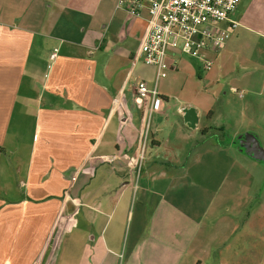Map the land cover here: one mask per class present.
Masks as SVG:
<instances>
[{
    "label": "crops",
    "instance_id": "obj_1",
    "mask_svg": "<svg viewBox=\"0 0 264 264\" xmlns=\"http://www.w3.org/2000/svg\"><path fill=\"white\" fill-rule=\"evenodd\" d=\"M100 2L50 0L47 9L59 10L62 27L55 20L49 32L42 30L46 34L21 27L20 17L5 22L0 12V264H35L43 246L38 233L50 230L58 199L74 192L83 225L94 234L92 240L85 234L82 241L67 240L61 264H115L122 258L125 264H264V189L254 185L231 143L206 140L214 105L226 90L243 94L239 116L264 118V0H241L232 17L239 26L215 28L230 38L222 47L201 49L213 62L210 70L169 49L168 83L136 58L147 13L132 17L115 10L99 32ZM177 79L194 96L180 101L183 125L163 137ZM140 82L156 88L163 103L153 115L138 175L146 108V98L136 93ZM225 106L234 113L230 100ZM188 107L197 111L195 129L184 121ZM72 165L81 175L69 190L63 177ZM14 176L20 193L7 187Z\"/></svg>",
    "mask_w": 264,
    "mask_h": 264
},
{
    "label": "rangeland",
    "instance_id": "obj_2",
    "mask_svg": "<svg viewBox=\"0 0 264 264\" xmlns=\"http://www.w3.org/2000/svg\"><path fill=\"white\" fill-rule=\"evenodd\" d=\"M49 1L50 0H0L1 18H5V22H12L14 17H20L21 19L18 20V23L21 27L32 28L41 32H49L50 27L53 25L54 21L57 20V27H59L60 29L62 27V18L59 19L60 16L58 17L59 10L52 9L50 11V9H47V5H50ZM91 2L92 0H90V3ZM116 6L117 0H101L99 8L95 14V17L97 19L96 29H99V32L104 31V29H106H103V27L104 25H107V22L109 21V18L112 16L113 12L117 10ZM32 18H36V20L42 21V23L36 22V24H39L41 28L39 26H36V24L33 25L34 23H30L35 21L32 20ZM44 23L46 24V28L44 27ZM38 39L39 41L41 40L40 37H38ZM98 39L99 41H102L101 37H99ZM141 61L143 60L141 59ZM12 65L13 64L7 65V68L9 67L12 68L11 70H13L14 66ZM169 78L170 76L164 79L163 81L168 83ZM7 80H10L8 72ZM183 83V79H177L176 81H174L173 84H171L172 87L170 88V92L172 98L170 99L169 110L167 113V121L164 122V124L162 125V130H164L162 132L163 137L167 135L166 130H176V127H181L183 125L182 119L178 115V109L181 106L180 101H182V98L185 99L188 98V96H194V94H189L188 92L184 93V91L181 90L180 87L183 85ZM219 93L220 92H217L216 95H218ZM229 100L235 108V114L230 112V114L228 115L224 111V109H227V107L225 106V102H228ZM241 103H243V100L240 99L238 95H232L228 90H226L224 93H221V96L218 97V102H216L214 105L216 113L212 120L208 123L211 130H208L209 134H207L206 140L211 142L212 144H216L219 142L231 143L233 148H235L232 149V152L238 155L236 157L240 159V161L245 160L247 162L245 163L247 165L245 167L247 169V172L253 175V177H255L254 185H258V189H264V184L263 187H261V184L258 181L261 179L264 180V162L259 161L260 163H254L253 161H250V159L252 158L247 155L255 150L254 145L257 144L261 147L262 150H264V128H257V124H264V118L251 119L246 116H239L238 112L240 110ZM261 111H263V108ZM261 114L262 112H259V115ZM29 122H31V120L27 121L26 128ZM135 125L138 127V121H135ZM244 141H246L249 145H244ZM146 144L149 149V141H147ZM195 146L199 147L200 143H197ZM246 156H248L250 159L246 158ZM6 160L9 161L8 157H6ZM64 173L65 174L63 179H65V181L68 180L71 183L74 181L75 178L77 179V177L81 175L80 170H77V167H75L74 165H72L68 171H64ZM17 183L18 179L16 176H14L13 180L9 182V186L7 187H9V189L14 187L20 193ZM70 184L69 187L68 184H60V187H63L64 189L68 187V189L70 190V186L72 188L75 183L73 182L71 185ZM258 189L257 191H259ZM21 190L24 191V189ZM67 196L64 199H58L61 204L59 205L58 210L52 220L50 230L46 233L40 232L37 235V238L41 242H43V246L39 249V256L35 264H58V262L59 264H61V257L59 258V255L61 248H63L64 243L67 240L78 238L80 241H82V237L84 234L86 236L90 235V239L92 240V235L94 233L88 231L83 225V223L85 222L84 218L81 216V201L74 199L75 192L74 194L69 196V199ZM131 223L132 214L129 218L128 227L126 225L123 231V254H125V251L127 250V248H129L128 245L130 244L129 240L131 237ZM52 254L53 257L50 262ZM124 261L125 259L122 258L118 261V263L115 264H125Z\"/></svg>",
    "mask_w": 264,
    "mask_h": 264
},
{
    "label": "built area",
    "instance_id": "obj_3",
    "mask_svg": "<svg viewBox=\"0 0 264 264\" xmlns=\"http://www.w3.org/2000/svg\"><path fill=\"white\" fill-rule=\"evenodd\" d=\"M241 0H118L117 10H123L132 17H141L147 13V31L142 40L136 58H142L145 64L153 66L157 80L168 77L170 66L167 63L169 49L187 56L196 57L210 70L213 62L208 60L201 49L207 44L222 47L230 38L229 33L218 34L215 28L228 23L232 30L239 26L233 20ZM53 54L52 58H55ZM232 91L242 97L236 88ZM136 93L146 98L144 128L140 139L137 174L146 161L147 141L153 115L160 111L162 99L158 90L150 89L140 82Z\"/></svg>",
    "mask_w": 264,
    "mask_h": 264
},
{
    "label": "water",
    "instance_id": "obj_4",
    "mask_svg": "<svg viewBox=\"0 0 264 264\" xmlns=\"http://www.w3.org/2000/svg\"><path fill=\"white\" fill-rule=\"evenodd\" d=\"M182 112L184 114L185 124L189 128L195 129L199 122L196 109L194 107H188V108H185ZM243 144L249 145L246 141H244ZM254 147H255V150L252 153L247 154V155L256 161L264 162V150H262L258 144L254 145Z\"/></svg>",
    "mask_w": 264,
    "mask_h": 264
}]
</instances>
